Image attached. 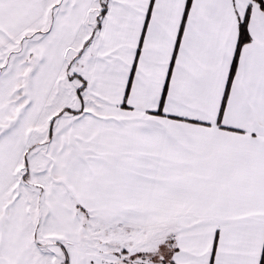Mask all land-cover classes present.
<instances>
[{"label": "snow or ice", "instance_id": "1", "mask_svg": "<svg viewBox=\"0 0 264 264\" xmlns=\"http://www.w3.org/2000/svg\"><path fill=\"white\" fill-rule=\"evenodd\" d=\"M0 264H264V0H0Z\"/></svg>", "mask_w": 264, "mask_h": 264}]
</instances>
